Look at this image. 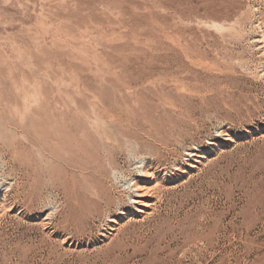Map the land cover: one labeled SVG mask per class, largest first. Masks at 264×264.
Returning a JSON list of instances; mask_svg holds the SVG:
<instances>
[{
	"label": "rangeland",
	"instance_id": "rangeland-1",
	"mask_svg": "<svg viewBox=\"0 0 264 264\" xmlns=\"http://www.w3.org/2000/svg\"><path fill=\"white\" fill-rule=\"evenodd\" d=\"M0 264H264V0H0Z\"/></svg>",
	"mask_w": 264,
	"mask_h": 264
},
{
	"label": "bare ground",
	"instance_id": "bare-ground-1",
	"mask_svg": "<svg viewBox=\"0 0 264 264\" xmlns=\"http://www.w3.org/2000/svg\"><path fill=\"white\" fill-rule=\"evenodd\" d=\"M145 177V176H144ZM134 188H135V191H137L138 189H137V187L134 185Z\"/></svg>",
	"mask_w": 264,
	"mask_h": 264
}]
</instances>
